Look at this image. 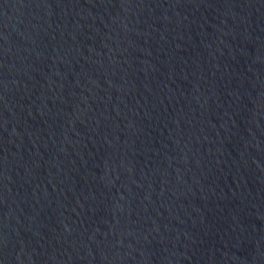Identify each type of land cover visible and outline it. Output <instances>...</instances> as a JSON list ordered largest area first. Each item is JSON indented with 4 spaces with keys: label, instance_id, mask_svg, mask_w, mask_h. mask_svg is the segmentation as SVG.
<instances>
[{
    "label": "water",
    "instance_id": "1",
    "mask_svg": "<svg viewBox=\"0 0 264 264\" xmlns=\"http://www.w3.org/2000/svg\"><path fill=\"white\" fill-rule=\"evenodd\" d=\"M0 264H264V0H0Z\"/></svg>",
    "mask_w": 264,
    "mask_h": 264
}]
</instances>
